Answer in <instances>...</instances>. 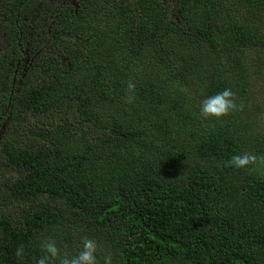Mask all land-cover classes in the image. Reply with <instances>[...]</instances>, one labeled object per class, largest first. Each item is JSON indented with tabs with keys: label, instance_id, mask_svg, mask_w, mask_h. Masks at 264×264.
Returning a JSON list of instances; mask_svg holds the SVG:
<instances>
[{
	"label": "trees",
	"instance_id": "obj_1",
	"mask_svg": "<svg viewBox=\"0 0 264 264\" xmlns=\"http://www.w3.org/2000/svg\"><path fill=\"white\" fill-rule=\"evenodd\" d=\"M33 2L0 0V153L18 172L0 181V264H36L48 238L76 255L83 237L113 264H264V167L225 166L264 156V125L245 114L264 113V0L54 4L43 18L60 52L38 61L19 28ZM226 88L243 110L203 120ZM21 113L58 120L27 119L42 142L27 145L5 132Z\"/></svg>",
	"mask_w": 264,
	"mask_h": 264
},
{
	"label": "clouds",
	"instance_id": "obj_2",
	"mask_svg": "<svg viewBox=\"0 0 264 264\" xmlns=\"http://www.w3.org/2000/svg\"><path fill=\"white\" fill-rule=\"evenodd\" d=\"M135 84L129 81L127 83V92H135ZM134 95L127 96V103H133ZM243 103L237 104L235 94L230 88L224 89L207 99L203 100L200 108V116L203 120L215 119L221 120L235 111L243 110ZM259 163L260 167H264V156L257 157L255 154L244 152L242 154L233 155L225 166L233 167L239 170H252L251 166ZM41 251L43 255L37 260L36 264H100L98 253L104 251L103 264H113V256L107 250H102L100 245L94 238L83 237L82 247L76 255L64 253L61 255L60 249L57 247L55 240L48 238L41 243ZM24 254V246L20 245L15 255L21 258Z\"/></svg>",
	"mask_w": 264,
	"mask_h": 264
},
{
	"label": "rangeland",
	"instance_id": "obj_3",
	"mask_svg": "<svg viewBox=\"0 0 264 264\" xmlns=\"http://www.w3.org/2000/svg\"><path fill=\"white\" fill-rule=\"evenodd\" d=\"M39 0H34L33 4L31 6H29L27 8V10L25 12H23L20 17H21V22L19 25L20 28V33L22 37L26 38V42L28 41V43L30 44L31 49H34V51L38 52V57L36 58L35 61H38L40 56L42 55V53L47 52V51H55V52H60V49H55L56 47L54 46V43L49 42L46 39V35H47V31H46V24H45V19L43 18L44 13H46V11L52 7L54 4H69L72 3L73 0H43L41 3L38 2ZM37 4V5H36ZM39 4H41L40 6H38ZM2 6V5H1ZM0 6V7H1ZM37 7L40 14V18L37 19V21L32 24L31 23V13L33 11V8ZM6 28L2 29L0 31V37L1 35L4 34ZM31 30L32 33H29V31ZM254 54L257 55V51L253 52ZM264 58V53L259 54ZM34 61V63H35ZM256 60H253V58L250 56L247 63L250 66H254ZM262 67V66H261ZM263 68V67H262ZM257 84H259V79L256 81V86ZM262 97L257 96L254 99L255 102V109H257L258 111H260L261 109L264 108V92L263 95H261ZM252 103V102H251ZM249 105V104H248ZM245 114L251 116V118L253 120H255L258 125L262 126L264 125V113L260 114V115H254L253 117V113H252V109L251 107H249V109H247L245 111ZM65 118H67V120L71 121L73 118L70 115L69 110H66L63 112V114ZM27 119H29V123L30 125H35V126H48L50 127V125L54 124L55 122H57L58 119H55L54 117L48 116V117H44V116H38V115H33L30 113H21L20 115L17 114L15 115V117L13 118V124L14 126H11L9 124V126L7 127V129L5 130L6 133H10L13 136H15L19 141H21L22 143H25L27 145H39L40 139H35V138H29L25 135H23V132L21 130V126L22 125H26V121ZM252 123V122H251ZM18 177V172L14 169L9 168L0 153V181L3 182V188L7 187V184L9 183L10 180H13L15 178Z\"/></svg>",
	"mask_w": 264,
	"mask_h": 264
}]
</instances>
